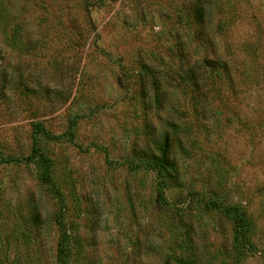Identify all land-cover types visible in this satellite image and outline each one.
Segmentation results:
<instances>
[{
  "label": "rangeland",
  "instance_id": "1",
  "mask_svg": "<svg viewBox=\"0 0 264 264\" xmlns=\"http://www.w3.org/2000/svg\"><path fill=\"white\" fill-rule=\"evenodd\" d=\"M0 264H264V0H0Z\"/></svg>",
  "mask_w": 264,
  "mask_h": 264
},
{
  "label": "trees",
  "instance_id": "2",
  "mask_svg": "<svg viewBox=\"0 0 264 264\" xmlns=\"http://www.w3.org/2000/svg\"><path fill=\"white\" fill-rule=\"evenodd\" d=\"M219 68H222V66H219ZM167 149L164 151V155L162 156L161 159H156L154 160V169L157 171V183L160 187V195L164 196V191H165V187L163 185L166 176L169 174L170 169H168V159H167V154H166ZM34 154H37L38 157L40 158V167L41 168H46L47 165L45 164V159H44V153L43 151H39L36 146H35V152ZM30 155L27 157V159H31L36 155ZM239 216V215H238ZM236 220V219H235ZM236 224L235 227V235L239 236L242 235L244 237H246V228L243 226V220L241 219L240 216V221L237 220L234 221Z\"/></svg>",
  "mask_w": 264,
  "mask_h": 264
}]
</instances>
